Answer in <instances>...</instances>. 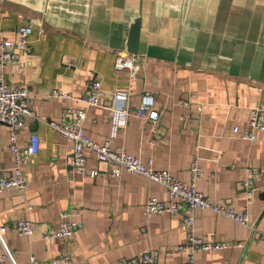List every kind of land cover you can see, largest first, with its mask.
<instances>
[{"label":"crops","instance_id":"1","mask_svg":"<svg viewBox=\"0 0 264 264\" xmlns=\"http://www.w3.org/2000/svg\"><path fill=\"white\" fill-rule=\"evenodd\" d=\"M137 17L140 68L130 77L114 61L128 53ZM27 24L32 33L25 64L8 65L3 77L9 86L30 89L39 120L28 118L17 138L26 146L35 133L39 149L23 167L27 187L0 191V227L6 226L0 251L7 264H30L31 255L67 257L56 264H118L146 252H157L155 264H186L183 253L166 252L185 242L183 220L190 211L146 216L147 199L169 200L163 185L125 170L112 177L107 164L91 155L87 174L77 173L70 164L72 144L48 125L68 121V110L80 105L51 91L82 95L93 80L100 81L101 105L87 110V136L151 160L182 181H189L198 155L203 176L197 189L234 209L248 205L255 230L209 209L195 210V234L229 247L200 251L194 264H264V132L254 141L232 133L234 126L246 127L251 106L264 103V0H0V39H13ZM115 92L128 99L115 100ZM144 92L154 95L157 122L136 114ZM13 165L7 126L0 123V175ZM247 170L256 187L251 203L243 186ZM66 210L82 226L69 238L43 239L45 231L59 228ZM24 218L33 224L29 237L13 226Z\"/></svg>","mask_w":264,"mask_h":264},{"label":"built area","instance_id":"2","mask_svg":"<svg viewBox=\"0 0 264 264\" xmlns=\"http://www.w3.org/2000/svg\"><path fill=\"white\" fill-rule=\"evenodd\" d=\"M32 33L30 24L21 25L17 28V34L13 39H0V123L7 126L9 151L13 156L14 165L9 174L0 175V191L10 188L24 190L27 187L23 167L38 152V136L32 133L30 142L26 146H20L18 142V131L24 126L28 118L39 120L34 113L30 102V89L26 85L9 86L3 77V72L8 65L24 66L22 58L24 52L29 48V37ZM115 69H125L130 77H134L139 71L140 64L138 54H117L114 61ZM100 81L93 80L86 93L73 96L62 90L53 89L50 93L52 97L71 98L80 103L78 107L68 110L70 119L66 122L49 121L51 129L62 138L72 144L70 157L71 167L79 174L85 175L88 170L86 162L89 155L96 161L107 164L109 169L107 174L112 177H119L122 170L132 174L144 175L149 179L163 185L168 193L167 202L149 198L143 204V213L146 216L167 212L170 214L182 213L186 210L190 213L185 214L183 224L186 232L185 242L177 245L173 249L167 250V254L183 253L186 256V264H194L195 255L200 251H214L229 247L225 241L205 240L195 234L194 212L198 209H209L217 214L224 215L242 225L249 226L255 230L249 221L247 204L241 209H234L228 203H216L211 201L206 195L197 189V182L203 176V170L199 163L198 155H194L189 167V181H182L174 177L167 170H157L153 167L152 161L147 163L124 149L113 150L108 140L103 143L96 142L84 132L83 124L87 115V110L93 106L101 105L100 100ZM115 100H127L128 93L115 92L112 96ZM154 95L144 92L141 95L140 105L136 110L137 116L146 121L157 122L160 112L154 108ZM187 105L188 101L183 102ZM257 132H264V103L259 102L251 106L248 110V120L246 127L239 130L238 126L232 128L233 136L247 140H256ZM96 170L91 172L95 175ZM247 177L243 181L246 190L247 203L252 202L253 194L256 189L254 185V173L247 170ZM62 222L57 230L45 231L42 238L50 240L52 238H69L82 225L74 218L73 211L66 210L60 213ZM19 234L30 236L33 229L32 222L21 219L13 224ZM6 226H1V232ZM67 260L64 255L50 260H39L34 255L30 256V264H56ZM158 261L157 252H146L139 256L128 259H120L118 264H155ZM0 264H7L6 253L0 251Z\"/></svg>","mask_w":264,"mask_h":264},{"label":"water","instance_id":"3","mask_svg":"<svg viewBox=\"0 0 264 264\" xmlns=\"http://www.w3.org/2000/svg\"><path fill=\"white\" fill-rule=\"evenodd\" d=\"M141 28V18L137 17L131 24L129 29V34L127 38V52L130 54L137 55L139 46V36ZM261 197L264 199V191L260 193Z\"/></svg>","mask_w":264,"mask_h":264}]
</instances>
